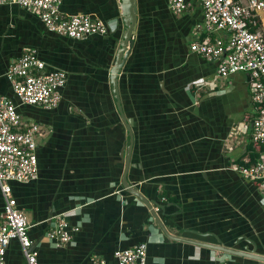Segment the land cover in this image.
Segmentation results:
<instances>
[{"label": "crops", "instance_id": "obj_1", "mask_svg": "<svg viewBox=\"0 0 264 264\" xmlns=\"http://www.w3.org/2000/svg\"><path fill=\"white\" fill-rule=\"evenodd\" d=\"M135 1L134 44L118 80L132 144L111 78L125 33L122 0H64V14L108 26L109 34L81 41L50 33L19 7H0V95L17 105L23 123L41 127L38 175L12 183L39 262L118 264L115 251L145 243L147 264H264L208 246L264 255V196L233 170L251 161L250 77L222 80L216 63L190 51V43L205 36L196 28L204 21L200 3L175 15L168 0ZM253 30L264 32V15ZM30 49L48 71L68 75L56 109L20 105L6 77ZM129 155L127 182L152 204L173 238L123 187ZM3 204L0 192V211ZM61 216L79 230L58 245L46 234ZM6 258L26 263L17 241Z\"/></svg>", "mask_w": 264, "mask_h": 264}, {"label": "built area", "instance_id": "obj_2", "mask_svg": "<svg viewBox=\"0 0 264 264\" xmlns=\"http://www.w3.org/2000/svg\"><path fill=\"white\" fill-rule=\"evenodd\" d=\"M192 1L202 7L204 21L196 28L205 36L190 43V51L216 63L217 77L222 80L240 73L250 77L251 99L255 104L251 141L256 156L250 162L233 166V170L244 180L255 183L264 196V32L253 30L264 15V0H168L169 9L175 15H182ZM63 2L0 0V7H19L36 15L50 33L76 41L109 34L108 26L99 19L82 14H64ZM218 33L225 36L214 38L213 34ZM6 77L20 105L45 110H53L60 105L61 91L68 81L65 71H48L46 62L35 49L27 50L13 62ZM40 134L39 124L23 123L17 105L0 95V192L4 201L0 211V264H8L7 250L13 241L20 243L25 264H40L39 252L29 236L30 224L12 193V183H29L38 175L36 140ZM69 228L63 216L56 217L46 239L58 245L68 244L73 233L79 230L70 228V231ZM147 252V244L142 243L130 249L117 250L114 257L118 264H147Z\"/></svg>", "mask_w": 264, "mask_h": 264}, {"label": "water", "instance_id": "obj_3", "mask_svg": "<svg viewBox=\"0 0 264 264\" xmlns=\"http://www.w3.org/2000/svg\"><path fill=\"white\" fill-rule=\"evenodd\" d=\"M122 5H123L122 9H123V22L125 26V33L123 35V39L120 43L119 50L116 55L115 65L111 70V76H112L111 78H112V84L114 87V93H115L116 100H117V107H118V110H119V113L121 115L123 122L127 126V129H128V132L131 138V144H132L133 142V134L131 133L132 122L127 120L125 116L123 115L121 104H120L118 80H119L121 71L125 65V62L134 44L133 36L136 31L138 17H137V5H136L135 0H122ZM130 158L131 156L129 155L127 158L125 174H124L123 182H122L123 187L129 193L138 197L148 207L152 215L155 217L156 221H158L157 223L159 224V226L162 228L164 233L168 235L165 227L163 226L161 221H159L156 213L154 212L152 204L148 202L136 189L130 186L129 183L127 182V172H128L129 165H130ZM168 237L173 238L170 235H168ZM179 240H184V239H179ZM208 246L210 249H213V250H218L223 253H229L235 256H239V257L250 258V259L264 263V255L257 254L256 252L251 253L248 251H238V250H233V249L222 247L221 245H208Z\"/></svg>", "mask_w": 264, "mask_h": 264}, {"label": "trees", "instance_id": "obj_4", "mask_svg": "<svg viewBox=\"0 0 264 264\" xmlns=\"http://www.w3.org/2000/svg\"><path fill=\"white\" fill-rule=\"evenodd\" d=\"M253 151V147H251L250 149H249V152L251 153ZM254 152V151H253ZM252 152V155H251V159L253 160L254 158H255V156H256V153L254 152L253 153Z\"/></svg>", "mask_w": 264, "mask_h": 264}]
</instances>
